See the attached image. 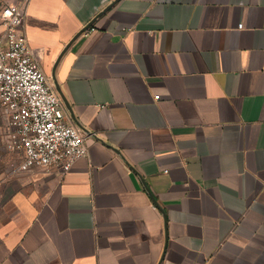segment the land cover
<instances>
[{"label":"crops","instance_id":"1","mask_svg":"<svg viewBox=\"0 0 264 264\" xmlns=\"http://www.w3.org/2000/svg\"><path fill=\"white\" fill-rule=\"evenodd\" d=\"M26 2L88 153L5 163L0 264H264V0Z\"/></svg>","mask_w":264,"mask_h":264},{"label":"built area","instance_id":"2","mask_svg":"<svg viewBox=\"0 0 264 264\" xmlns=\"http://www.w3.org/2000/svg\"><path fill=\"white\" fill-rule=\"evenodd\" d=\"M26 9L27 2H13L0 11V105L10 134L7 165L12 173L43 169L64 174L87 155L85 135L67 120L62 97L28 42Z\"/></svg>","mask_w":264,"mask_h":264},{"label":"rangeland","instance_id":"3","mask_svg":"<svg viewBox=\"0 0 264 264\" xmlns=\"http://www.w3.org/2000/svg\"><path fill=\"white\" fill-rule=\"evenodd\" d=\"M27 0H0V11L7 3H23ZM8 116L6 111L0 105V173L5 170V163H7L8 152L6 149V142L9 139Z\"/></svg>","mask_w":264,"mask_h":264}]
</instances>
